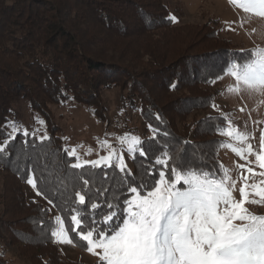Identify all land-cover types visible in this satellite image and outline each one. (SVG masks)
<instances>
[{
	"label": "trees",
	"instance_id": "obj_1",
	"mask_svg": "<svg viewBox=\"0 0 264 264\" xmlns=\"http://www.w3.org/2000/svg\"><path fill=\"white\" fill-rule=\"evenodd\" d=\"M171 17L165 0H0V146L7 139V150L0 153V241L30 264H84L64 257L51 237L50 207L27 199L23 186L33 170L43 178L38 188L59 205L51 206L66 228L73 227L66 209L77 207L73 197L81 190L82 172L92 193L109 190L94 196L100 205L95 212L88 208L96 219L108 211L106 200L116 195L122 202L129 195H121L114 178L118 169L71 167L76 158L64 151L54 107L76 102L108 122L102 92L116 88L123 108L138 109L146 124L137 135L149 155L133 154L127 165L137 179L145 169L164 170L155 165L160 151L210 170L222 164L216 142H225V136L215 130L221 113H198L210 109L220 94L211 81L223 76L229 61L247 59L252 49L221 37L215 20L176 23ZM23 105L44 121L48 140L8 130ZM101 172L107 176L91 175ZM70 235L85 250L75 233ZM0 264L13 263L0 255Z\"/></svg>",
	"mask_w": 264,
	"mask_h": 264
},
{
	"label": "snow or ice",
	"instance_id": "obj_2",
	"mask_svg": "<svg viewBox=\"0 0 264 264\" xmlns=\"http://www.w3.org/2000/svg\"><path fill=\"white\" fill-rule=\"evenodd\" d=\"M228 2L244 14L264 18V0ZM170 20L176 22L174 16ZM245 22L241 19L240 26L243 27ZM222 73L234 78V85L228 86L229 93L264 96V48H253L247 59L229 61ZM223 76L218 74L211 83ZM171 87L175 88V85ZM212 107L219 110L215 103ZM240 111L243 112V109ZM38 122L43 124L42 120ZM225 124L226 127L223 126ZM12 129L16 131L15 124H12ZM215 130L241 145L237 147L230 142H216L218 148L229 149L245 160V164L237 165L241 171L240 180L243 181L238 189L239 198L235 194L237 180L222 164L216 170H210L196 161L160 151L154 156L155 165L164 166V170L157 169L158 174H155L151 169H145L137 179L123 155L107 140L98 141L108 149L107 155L94 160L82 159L77 147L64 149L68 156L76 158V162L71 164L73 169H84L85 166L118 169L119 174L114 178L118 179L121 195H129L123 196L122 202L116 195L111 201L106 200L108 211L96 219L88 208L90 206L95 212L100 205L93 202L94 196L109 190L98 189L97 193H92L90 180L83 179L82 172L81 190L75 191L73 197L77 207L66 209L73 227L66 228L61 215L55 216L54 225L48 222L54 242L75 246L77 240L70 235L75 233L82 242L79 246L98 257L99 264H264V215L253 214L245 206L264 204V179L248 183L256 175L264 178V129L260 133L259 151L249 143L254 136L240 130L223 113ZM25 135L29 133L25 132ZM48 139L46 132L39 137L41 142ZM118 142L127 144V151L133 159L135 155H149V149L139 136L125 134L118 138ZM6 150L7 139L0 146V153ZM249 156L255 157L254 163L262 171L256 173L249 166L253 163L248 160ZM101 174L107 176L103 172L91 173ZM38 181L42 183L43 178L36 177L34 170L33 175L26 177V182L36 190L37 195L44 196L53 207H59L38 188Z\"/></svg>",
	"mask_w": 264,
	"mask_h": 264
},
{
	"label": "rangeland",
	"instance_id": "obj_3",
	"mask_svg": "<svg viewBox=\"0 0 264 264\" xmlns=\"http://www.w3.org/2000/svg\"><path fill=\"white\" fill-rule=\"evenodd\" d=\"M171 9L172 16L176 18V23H204L209 19L215 20L219 27L221 37L228 38L237 48L253 49L255 47L264 48V18L254 15L244 14L234 5H230L228 0H165ZM241 19L246 21L241 27ZM234 29V30H231ZM255 29V31H253ZM234 85V78L223 76L222 79L213 83L214 87L220 89V94L216 97L215 104L219 110L211 107L206 112H199V116L223 113L228 116L232 123L242 131H247L254 138L249 143L259 151L260 133L264 129V96L248 95L247 93H229L228 86ZM106 102V113L108 122L98 120L93 113L82 104L67 102L53 108L56 123L60 127V135L67 149L77 147L78 155L82 159L94 160L101 155H107L108 149L102 147L98 141L107 140L121 155H123L127 165H130L131 155L127 151V144L121 145L118 138L128 134L143 135L145 122L140 116L138 109L129 107L123 108L120 102L119 91L116 88L104 90L102 92ZM243 109V112L240 111ZM41 118L32 115L26 105L18 110V114L10 118L8 130L14 134L16 132H30L37 136H42L46 131V125L39 123ZM12 124L16 125L13 131ZM225 142L233 143L234 146L241 145L230 138L225 137ZM83 147H79V146ZM90 151V155L85 153ZM219 158L224 167L229 169L231 176L237 180V192L243 181L240 180L241 171L238 164H245V160L237 157L229 149H220ZM248 160L253 161L249 166L254 168L256 173L262 171L255 165V157L249 156ZM3 172L0 171V190L3 188ZM245 175H251L245 173ZM262 177L256 175L248 183H257ZM27 199L40 201L51 209V215L57 216L53 207L42 197L37 195L27 182L23 186ZM255 199H259L255 197ZM253 214L264 215V204H246ZM2 207L0 205V211ZM64 257L78 260L84 264H94L98 257L90 254L86 250L78 248L76 245L57 243ZM0 255L11 260L13 264H30L20 258L15 247H6L0 241Z\"/></svg>",
	"mask_w": 264,
	"mask_h": 264
}]
</instances>
